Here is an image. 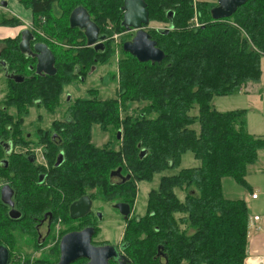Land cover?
<instances>
[{
    "label": "trees",
    "instance_id": "obj_1",
    "mask_svg": "<svg viewBox=\"0 0 264 264\" xmlns=\"http://www.w3.org/2000/svg\"><path fill=\"white\" fill-rule=\"evenodd\" d=\"M150 24L168 26L170 31L149 30L165 59L161 63H141L123 52L118 64V98H98L71 102L70 118L76 121L71 135L86 137L79 153H72V185H84L86 192L100 186L104 197L136 193L135 182L153 181L156 175L178 170L187 153L200 162L176 175L162 176L157 191L149 196L150 236L135 248L155 250L164 246L167 264H245L248 244V210L242 200L224 198L223 180L230 178L245 186L247 169L264 151V137L246 131V110L220 112L216 98L242 93L249 84L262 80L264 58V0H249L228 19L214 21L209 2L193 0H144ZM105 27L114 35L124 31V0H99ZM203 26L191 28L194 14ZM109 43V42H108ZM106 51L81 50L77 57L88 68L105 64L113 56ZM124 51V50H123ZM94 56L91 58V55ZM72 67V65H71ZM87 68V69H88ZM75 79L54 77L26 81L14 105L26 108L38 100L59 104L66 86ZM144 103L142 115L120 120L127 105ZM196 114H193L194 111ZM144 116V117H143ZM142 117V118H140ZM116 131L122 147L95 148L89 143L91 131ZM121 133L120 140L118 134ZM75 147V146H74ZM146 154L141 157V152ZM123 168L133 183L112 186L109 174ZM177 191L183 193L179 200ZM181 215L178 219L176 216ZM185 226V230L181 229ZM149 264H159L150 261Z\"/></svg>",
    "mask_w": 264,
    "mask_h": 264
},
{
    "label": "flooded vegetation",
    "instance_id": "obj_2",
    "mask_svg": "<svg viewBox=\"0 0 264 264\" xmlns=\"http://www.w3.org/2000/svg\"><path fill=\"white\" fill-rule=\"evenodd\" d=\"M16 1L29 8L34 18L30 25H25L8 12V0L0 1V248L7 250L8 264H19L14 258L18 255L16 253L29 251L38 255L37 264H40V259L44 264H58L62 240L89 230L92 231L90 243L93 247L115 248L116 256L109 260V264H149L151 260L167 264L164 246L159 245L152 257V250L134 247L137 240L143 243L148 241V234L145 235V232L140 234L134 231L135 240L131 241H100L99 227L107 217L104 211L98 208L99 204V207L101 204H108L128 231L130 227L142 229L143 226L149 225V217L153 215L148 212L147 205L145 211L137 213L136 202L131 201V192L126 194L124 200L119 198L108 202L103 200L100 186L92 187L86 192L87 187L84 185H72V169L68 161L73 152L79 153L78 148L86 137L76 136L80 142L73 144L74 137L71 133L77 129L73 128L76 121L70 118L72 98L65 94L66 88L58 98L60 102L65 99L66 106H59L60 102L49 104L41 100L34 105L36 110L49 114L60 108V118L46 121L41 114L30 127L26 126V120L22 118L9 119L13 116L8 109L10 104L14 105L12 100L17 99V103H23V98L20 99L22 89H19L18 85L26 81L57 76L66 79L72 77L80 82L96 73L95 65L90 66L88 71V67L79 58H75L73 63L71 58L77 57L81 50L91 49L94 53L106 51L109 37L104 30H110V27L106 28L104 25L102 5L99 0ZM78 9L84 11L87 17H77L76 22L79 24L72 28L70 18ZM92 28L99 33L97 39L106 37L105 42L98 40L92 46L87 45L85 31ZM149 28L150 21L142 30L149 34ZM124 31L131 36L128 41L131 43L137 31ZM74 33L79 38L72 41ZM27 40L29 51L24 53L20 47ZM40 45L46 47L53 56L56 73L53 76L44 71L37 74L38 59L41 56L37 47ZM20 107L15 106L18 111L23 110ZM92 142L91 138L89 143L93 144ZM121 169L120 175H109V180L114 186L129 184L127 188L130 189V184L133 183L132 175ZM115 171L117 170L110 174ZM83 198L89 199L83 202L88 206L76 211L82 214L78 218L71 217L72 206ZM146 229L147 226L145 231ZM53 256L58 258L51 263ZM89 262L87 258H79L71 264Z\"/></svg>",
    "mask_w": 264,
    "mask_h": 264
},
{
    "label": "rangeland",
    "instance_id": "obj_3",
    "mask_svg": "<svg viewBox=\"0 0 264 264\" xmlns=\"http://www.w3.org/2000/svg\"><path fill=\"white\" fill-rule=\"evenodd\" d=\"M1 1V0H0ZM9 1V7L8 12L10 14H13L16 18H18L20 21H22L25 25L31 24L34 15L32 11L29 8H26L25 5H22L19 1L16 0H8ZM209 2V7H217L218 1L217 0H193V4L196 7V4L199 2ZM27 7L28 4H26ZM194 14L191 28L193 29H200L203 24L200 22V15ZM9 14V15H10ZM110 25V30H111ZM157 28H161L164 30L169 29L168 26L160 25V24H150L149 30H156ZM109 30V31H110ZM170 30V29H169ZM105 32V31H104ZM111 32V31H110ZM123 32L115 33L114 35L108 34L109 37V46L113 49V56H111L110 60L107 61L105 64H97L95 65L96 68L94 71L96 73L93 75L90 72V76L86 78L85 81H78L75 80L73 83L70 84L69 87H66L65 94L68 96H71L72 101L78 100V99H93L98 98L100 100L106 101L109 99L118 98V81L117 79H114V76L118 75V64L119 60L122 58L123 55V46L124 43H127L129 40H131V36L129 34H126ZM47 32H45L46 34ZM79 38L78 35L72 34V41H75ZM107 45V43H106ZM74 47V46H72ZM91 58L94 56L93 54H90ZM76 57V56H72ZM81 58V57H80ZM79 58V59H80ZM78 59V58H77ZM91 68V67H90ZM88 68V71L90 70ZM264 82V79H263ZM249 84L242 93L229 96V97H222V98H216L213 101L212 106L216 108L220 112H228V111H234V110H246L247 114L245 118L246 123V131H248L251 135L256 137H264V89L261 90L260 93L255 91V87L252 88ZM251 91V92H250ZM249 92V93H248ZM36 103V102H35ZM66 100L63 99L59 106H66ZM145 106L144 103H132L130 105H127L125 108L126 112L122 109L120 110V120H124L127 115L133 118H137L140 115H142V108ZM9 112L13 114L9 119H20L26 120V126L30 127L31 123L38 119V115L42 114V118L46 121L54 120L57 118H60L61 113L59 111L60 108H57L55 112L53 113H47L46 111L36 110L35 106H30L28 109L23 110H16L14 105H9ZM197 111L195 110L193 114H196ZM144 117V116H143ZM142 118V117H140ZM116 131H102L99 127H94L91 131V138L92 143L97 147L98 149H103L105 147H108L109 149H115L114 151H118L120 147V142L116 141ZM193 155L191 153H187L183 156L181 166L178 170H172L163 172L159 175H156L152 182H135L134 187L136 189V193L134 196H132V200L136 202V211L143 212L146 210V205L148 212L150 213V209L148 207V201L149 196L152 193V191H157L158 186L160 184V180L162 176H172L178 174V172L182 169L186 168H195L200 166V162L193 159ZM111 173V172H110ZM110 175V174H109ZM109 183L112 185V182L109 180ZM224 196L225 198H228L229 196H232L231 194H234V192L242 191V188L236 184V182L232 179H225L224 180ZM113 186V185H112ZM89 192V191H88ZM177 196L179 197V200L184 201V194L180 191H177ZM235 196V195H233ZM118 196L113 197H103V200H108V202L116 201ZM238 200V199H237ZM98 208L102 209L104 211V215L107 217L105 222L100 225V241H106V242H113V243H120L122 240H135L134 231L142 234L145 232V235L148 234L150 236V229L148 230L150 225H145L142 227V229H137L134 227H130V231L126 230L124 224L120 222V220L114 215L111 207L108 204H101V207ZM178 219H180L182 216L177 215ZM147 226V229L145 231V228ZM185 226H181L182 230H185ZM126 232V235H125ZM148 240V239H147ZM34 254V252H23V253H16V258L19 261V264H37V254ZM22 256V257H21ZM34 261H33V258ZM40 258V257H39ZM58 257H54L52 259L51 263H54L55 260H57ZM40 264H44V262L40 259Z\"/></svg>",
    "mask_w": 264,
    "mask_h": 264
},
{
    "label": "water",
    "instance_id": "obj_4",
    "mask_svg": "<svg viewBox=\"0 0 264 264\" xmlns=\"http://www.w3.org/2000/svg\"><path fill=\"white\" fill-rule=\"evenodd\" d=\"M218 5L210 14L214 21L223 20L231 18L235 11H237L240 7L244 6L249 0H217ZM144 0H124V6L122 11L124 12L123 21L121 26L125 30H136L137 34L133 41L124 43L123 50L125 53L130 54L132 57H135L141 63L151 62L152 64L161 63L165 59L164 53L158 49L157 43L151 39L149 34H147L144 30V26L149 24V12L147 10V4L144 3ZM85 15V12L81 9L76 10L71 20V27L75 28L78 26L77 17ZM87 19V18H86ZM89 23V22H88ZM170 30L167 29L166 32ZM86 36L88 39L89 46L95 44L98 40L101 42H105L106 37H100L97 39L98 32L92 28L91 30H87ZM26 33V32H25ZM22 52H28V40L22 43L21 45ZM37 51L41 53L39 57V66L37 74L40 72H45L50 76L55 75V69L53 67L54 60L51 52L44 46L40 45L37 47ZM121 133L117 136L120 138ZM146 151L143 150L141 152V157H144ZM121 168L117 171L110 174L120 175ZM89 201L88 198H83L80 202L75 203L72 208V216L73 218H78L81 216V213H76L78 209L86 208L88 205L83 203ZM91 234L92 231H85L81 234L72 235L65 237L61 244V255L60 262L58 264H71L75 260L79 258H87L90 262L88 264H109V260L113 258L116 253L115 248L111 246L95 248L91 245ZM8 252L4 248H0V264H8Z\"/></svg>",
    "mask_w": 264,
    "mask_h": 264
},
{
    "label": "crops",
    "instance_id": "obj_5",
    "mask_svg": "<svg viewBox=\"0 0 264 264\" xmlns=\"http://www.w3.org/2000/svg\"><path fill=\"white\" fill-rule=\"evenodd\" d=\"M261 65L263 71L261 83L250 85L252 88L255 87V91L258 93L264 89V58ZM258 157V162L247 169L246 185L241 186L238 184L242 188V191L234 192V194H231L232 196L227 198L229 200H242L247 206L249 224L248 244L246 248L247 259L244 262L245 264L254 259L264 258V151L259 152ZM255 194L257 199L251 197ZM255 218H258V220H255Z\"/></svg>",
    "mask_w": 264,
    "mask_h": 264
},
{
    "label": "built area",
    "instance_id": "obj_6",
    "mask_svg": "<svg viewBox=\"0 0 264 264\" xmlns=\"http://www.w3.org/2000/svg\"><path fill=\"white\" fill-rule=\"evenodd\" d=\"M253 199H257L256 194L251 196ZM255 220H258V218H255ZM248 264H264V258H258L254 259L252 261H249Z\"/></svg>",
    "mask_w": 264,
    "mask_h": 264
},
{
    "label": "bare ground",
    "instance_id": "obj_7",
    "mask_svg": "<svg viewBox=\"0 0 264 264\" xmlns=\"http://www.w3.org/2000/svg\"><path fill=\"white\" fill-rule=\"evenodd\" d=\"M51 9V8H50Z\"/></svg>",
    "mask_w": 264,
    "mask_h": 264
}]
</instances>
